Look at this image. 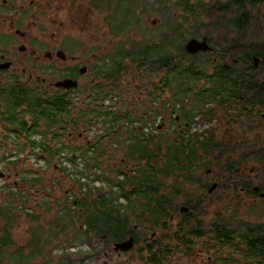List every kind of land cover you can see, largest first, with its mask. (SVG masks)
Returning a JSON list of instances; mask_svg holds the SVG:
<instances>
[{"label": "flooded vegetation", "instance_id": "obj_1", "mask_svg": "<svg viewBox=\"0 0 264 264\" xmlns=\"http://www.w3.org/2000/svg\"><path fill=\"white\" fill-rule=\"evenodd\" d=\"M206 3L212 15L205 18V33L195 39L205 38L210 50L188 54L184 47L189 39L182 46L189 57L212 54L213 67L197 63L196 56L197 70L205 68L206 78L189 89H168L164 61H158L155 74L153 67L144 72L141 60L134 59L135 48H165L164 21L151 20L156 31L147 33V0H0V91L58 93L90 120L62 139L79 147L77 158L65 152L0 155L10 164L28 159L41 166L15 168L14 178L0 172V180L8 182L0 186V264H52L43 257L55 247L56 236L60 264H247L248 256L257 253L249 249L251 243L264 252V0ZM118 5L125 14L120 18ZM158 5L165 9L164 2ZM132 31L138 41L155 39L149 46L133 42ZM116 65L122 66L120 77L109 81L105 72ZM220 65L224 75L219 87L214 77ZM62 80L77 86L56 87ZM133 137L151 142L150 148L154 144L161 160L166 139L186 153L191 148L198 160L195 168L207 167L205 174L212 178L196 177L192 184L202 188L204 199L221 192L206 203L212 207L206 210L208 222L202 216V196L181 203L180 194L164 193L162 182L161 201L150 202L135 186L122 188L125 175L138 165L127 159ZM1 143H7L3 137ZM102 150L104 165L90 167ZM133 156L139 158L138 153ZM48 170L56 174L45 177ZM101 170L111 176L108 181L99 177ZM229 192L242 199L231 201L225 195ZM251 205L249 221L224 217L230 207ZM18 214L33 223L28 248L18 246L10 231ZM129 239L132 246L120 249Z\"/></svg>", "mask_w": 264, "mask_h": 264}, {"label": "trees", "instance_id": "obj_2", "mask_svg": "<svg viewBox=\"0 0 264 264\" xmlns=\"http://www.w3.org/2000/svg\"><path fill=\"white\" fill-rule=\"evenodd\" d=\"M167 1L173 2L176 8H182L181 10L185 13L183 17L188 18L190 16L192 18L195 31L191 35V32L185 31V29H181L179 26L171 28L165 20L164 26L166 25L168 29L166 32L165 28L166 34L168 33L167 36L165 35L167 46L164 49H162V46H157V44L142 49L135 48L134 59L141 60L138 66L144 67V72L145 68L153 67L155 74H157L158 69L161 67L158 61H164L166 65V87L168 89H189L194 87L195 80L206 78V70H197V66L195 65L196 55L193 57L187 56L182 45L190 37L199 38L198 31L200 28H204L206 31L208 24L205 22V18H210L212 15L211 5L206 3V0ZM120 4L121 2H119ZM118 10V18L125 16L121 7ZM167 10L168 8L166 7V13ZM129 13L130 9L128 8L126 11V17L129 16L128 21L133 20V14L129 15ZM154 16L157 17L156 13L151 12V17ZM155 31L149 30L147 33L151 34ZM205 36L209 37L208 30ZM219 48L221 50L226 49L222 43ZM146 59L148 63H145ZM121 70L122 66L116 65L105 73L109 81H112L116 77H120ZM231 71H233L232 68H228V72ZM147 73L150 74V71L147 70ZM215 74V83L220 87V81L224 75L222 65L216 68ZM236 90H239V88L237 87ZM171 99H176L175 94H173ZM92 112L94 113V111ZM84 121L90 122L89 116L83 115L77 107L72 105L70 99L58 93L49 96L40 93H18L15 89L0 91V135L2 134L6 142L9 141V137L15 139L22 138L21 142L5 143L11 149L19 151L18 153L25 151L29 153L65 152L77 154V158L80 152L79 147L65 143L62 139L70 131L78 132L80 127L83 126ZM149 144L151 142L145 144L142 140L136 141V138L133 137V141L129 145L132 155H129V158L127 156V159H130L129 161L133 163L137 162L138 165L133 168L131 174L125 175V179L121 183L122 188L124 186L127 188L135 186L144 201L159 202L161 201V198L159 199V189L162 182L165 185L166 183H170L168 186L174 188V192L170 194L178 192L179 185L197 183L194 172L199 169L195 168L198 160L191 154V148L186 153L185 149L180 145L166 139V153L161 160L159 158L160 150L154 144L150 148ZM188 147L191 146L189 145ZM136 153L139 154L138 159L133 156ZM104 154L105 151L98 153V157H94L89 163L90 167H102L104 165ZM99 177L102 180L106 178L103 170H101ZM106 181H108L107 178ZM125 197L128 200L130 199L128 194ZM164 200L165 202H170V198L165 196ZM108 215L107 211L106 216ZM196 232L198 233V230ZM219 234L221 235L220 231ZM249 249L257 253L248 256L251 260L247 264H255L257 260L264 262V252H261L254 243L250 244Z\"/></svg>", "mask_w": 264, "mask_h": 264}, {"label": "rangeland", "instance_id": "obj_3", "mask_svg": "<svg viewBox=\"0 0 264 264\" xmlns=\"http://www.w3.org/2000/svg\"><path fill=\"white\" fill-rule=\"evenodd\" d=\"M216 1H219V0H216ZM223 1V0H221ZM164 2V10H159V3H163ZM166 7L168 8L167 10V13H166ZM147 8L149 9V13L150 12H155L157 17L154 16V17H151L150 20H145L144 21V24L145 26L152 30L151 28V20H153L154 18H159V22L161 21H164L165 23V20L167 21V23L170 25V27H176V26H179L181 29H185V31H188V32H191L190 34L192 35V33L195 31L194 30V21L192 20V18L190 16H188V18H185L183 17V15L185 14L181 9L182 8H176L174 3L171 2V1H167V0H161V1H157V0H147ZM164 11V12H163ZM165 28H166V32H167V27L165 25ZM205 33V29L204 28H200L199 31H198V34L199 35H202ZM168 34V33H167ZM167 34L165 33V35L167 36ZM75 35H78V32L75 31ZM131 35V40L133 42H142V41H145L146 42V45L149 46V41L150 40H153L155 38H146V39H141L138 41L139 38H137L135 35H134V32L132 31L130 33ZM217 35L220 37L222 36V28H221V25H219V29H218V32H217ZM187 36V34H186ZM192 38V37H190ZM188 38V39H190ZM157 39V38H156ZM160 39L162 40V37H160ZM187 39V40H188ZM213 41V39H212ZM165 47L167 46V41L165 40ZM186 42V40L183 42V45L184 43ZM214 44L216 45H219L221 44V42L218 40V41H213ZM134 44V43H133ZM140 45V43H138ZM142 49V48H141ZM197 56V57H196ZM196 61L197 63H205L204 65H208L209 67H213V64H214V61H213V55L212 54H207V55H196ZM205 61V62H204ZM207 63V64H206ZM203 65V64H201ZM202 68V66H201ZM202 70H205V68H203ZM137 71L135 70L133 72V74H131L129 76L130 77H133L134 75H136ZM74 107H77V104L74 106ZM0 138H2V134L0 135ZM9 141L6 143V144H11V143H16V142H21L22 141V138H18V139H15V138H12V137H9L8 138ZM6 144H3L1 143L0 144V155L4 158V154H14L15 156H18V157H23V155L25 157H28L31 153H29L28 151H25V152H22L21 154L17 153L19 151H17L16 149H11L10 146L6 145ZM38 154V153H36ZM113 160H107V170H110L111 169V163H112ZM34 163H37V164H40L38 161H29L28 159H26V161H15V164H10L8 163L7 161H3V160H0V172L3 173V174H11V178H14V171H15V168H18V169H23V170H29L30 168L32 167H41L40 165H35ZM212 167V166H210ZM48 168L51 169V165L48 166ZM207 167H204V168H200L199 170L195 171L194 172V175H195V178H201L203 181H209L211 182L212 178H211V175L210 176H207V174H205V170H206ZM209 168V167H208ZM218 165L217 163L213 164V167L212 169L216 171V169H218ZM53 170H48L46 172V175L45 177L47 176H51V175H55L56 173L52 172ZM214 171V172H215ZM111 176L107 177L108 179H110ZM8 182L6 181H1L0 180V186L1 185H4V184H7ZM11 183V182H9ZM170 183H166V187H164V193L169 195L171 192H174V188H172V186H168ZM196 184H182L179 185V188H178V194H180V196L177 198L179 202L181 203H184V202H190V201H194L195 199L198 198V196H202V200H203V211L204 213L202 214L203 218L205 219L206 222H208V218H207V214H206V210H211L212 207H210L209 205H206L207 202L209 201H213L215 200L216 197L219 196V193H221L220 191L217 192L215 191L212 195L210 196H205V199L203 198L204 196L202 195L203 194V191H202V188L197 185L195 186ZM187 192V193H185ZM226 197L228 199H230L231 201H239L242 199V197L240 195H235L233 196L232 194H230V192L227 194H225ZM219 200V199H218ZM177 202V201H175ZM26 206L27 208L31 209V203L30 201H28L26 203ZM252 206L254 205H251V206H247L246 209H243L241 207H230V210H229V214L228 215H225L224 217H235V216H240L242 218H244L245 220H250V216L248 215L247 213V210L249 208H251ZM211 208V209H210ZM257 210H259V208L257 207V209H255L254 211L256 212ZM255 212L252 213V216L255 214ZM238 220V219H237ZM41 222H43V219L40 220ZM4 221L0 219V224H2ZM42 225H44V223H40ZM33 226V223L31 222V220L29 218H27L26 216H23L22 214H18V217L14 220V224L13 226L11 227L10 231H11V234L14 236L15 240L17 241L18 243V246L22 247V248H28L27 245H28V240H29V236H30V230L32 229L31 227ZM56 240H57V236L55 237V240L52 242V245L53 246H57L56 245ZM60 240V239H58ZM55 244V245H54ZM54 247V248H55ZM49 249L47 251L44 252V259H49L50 262L52 264H60L61 263V260L63 258L62 254L56 250V249ZM83 250V248H82ZM61 256V257H60Z\"/></svg>", "mask_w": 264, "mask_h": 264}, {"label": "water", "instance_id": "obj_4", "mask_svg": "<svg viewBox=\"0 0 264 264\" xmlns=\"http://www.w3.org/2000/svg\"><path fill=\"white\" fill-rule=\"evenodd\" d=\"M185 51L188 54H197L198 52H206L208 50H210V48L207 45L206 39L203 38L201 41L195 39V38H191L189 39L184 47ZM264 61V58H263ZM7 64H3L1 65L2 69L7 68ZM56 87L58 88H62V89H70L72 87H76L77 83L75 81H71V80H62L59 81L55 84ZM213 188L210 189V191H212ZM133 240L129 239L128 241H125L121 244H119L120 249L122 250H128L131 246H132Z\"/></svg>", "mask_w": 264, "mask_h": 264}]
</instances>
